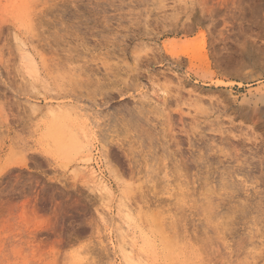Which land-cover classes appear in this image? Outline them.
Wrapping results in <instances>:
<instances>
[{"label":"rangeland","instance_id":"374dc122","mask_svg":"<svg viewBox=\"0 0 264 264\" xmlns=\"http://www.w3.org/2000/svg\"><path fill=\"white\" fill-rule=\"evenodd\" d=\"M262 175L264 0H0V264H264Z\"/></svg>","mask_w":264,"mask_h":264},{"label":"bare ground","instance_id":"6f19581e","mask_svg":"<svg viewBox=\"0 0 264 264\" xmlns=\"http://www.w3.org/2000/svg\"><path fill=\"white\" fill-rule=\"evenodd\" d=\"M108 100H109V99H108ZM102 106H103V105H102ZM58 108H59V107H58ZM93 108H94V107H93ZM101 108H102V107H101ZM140 108H141V107H140ZM84 109H85V108H84ZM141 109H142V108H141ZM49 110H50V109H49ZM60 110H61V109H60ZM142 110H143V109H142ZM86 111H87V110H86ZM95 111H96V110H95ZM101 111H102V110H101ZM101 111H100V112H101ZM130 111H131V110H130ZM51 112H52V111H51ZM104 112H105V111H104ZM135 112H136V110H135ZM85 113H87V112H85ZM98 113H99V111H98ZM102 113H103V112H102ZM75 114H76V113H75ZM95 114H96V113H95ZM128 114H129V113H128ZM136 114H137V113H136ZM81 115H82V114H81ZM132 115H133V114H132ZM91 119H92V118H91ZM97 119H98V118H97ZM105 119H106V118H105ZM113 119H114V118H113ZM128 119H129V118H128ZM94 120H95V119H94ZM98 120H99V119H98ZM121 120L123 121V119H121ZM125 120H127V119H125ZM131 120H134V119H131ZM145 120H146V118H145ZM89 121H92V120H89ZM102 121L104 122V120H102ZM107 121H108V120H107ZM113 121H114V120H113ZM113 121H112V122H113ZM137 121H138V120H137ZM147 121H148V120H147ZM95 122H96V121H95ZM100 122H101V121H100ZM132 122H133V121H132ZM139 122H140V121H139ZM148 122H149V121H148ZM90 123H91V122H90ZM113 123H114V122H113ZM117 123H120V120H118ZM122 123H123V122H122ZM122 123H120V125H121ZM128 123H129V122H128ZM128 123H127V124H128ZM94 124H95V123H94ZM94 124H93V125H94ZM124 124H125V122H124ZM132 124H133V123H132ZM132 124H131V125H132ZM135 124H136V123H135ZM116 125H117V124H116ZM118 125H119V124H118ZM103 126H104L103 123H101V124L98 123V125H97L98 128H97V129H99V128L102 129ZM108 126H109V124L107 125V122H106V127H105V126H104V127H105V128H108ZM111 126H112V124H111ZM121 126H122V125H121ZM121 126H120V127H121ZM123 126H124V125H123ZM136 126H137V125H136ZM138 126H139V125H138ZM86 127H87V126H86ZM113 127H114V125H113ZM120 127H118V129H119ZM127 127H128V126H127ZM127 127L125 126V128H127ZM129 127H130V126H129ZM129 127H128V128H129ZM87 128H88V127H87ZM95 128H96V125H95ZM95 128H94V129H95ZM105 128H104V129H105ZM111 128H112V127H111ZM123 128H124V127H123ZM97 129H96V130H97ZM104 129H102V130H104ZM116 129H117V128H116ZM116 129H113L114 132H115L114 134L117 133V131H115ZM89 130H90V129H89ZM129 130H132L131 127H130ZM129 130H128V131H129ZM136 130H137V129H136ZM104 131H105V130H104ZM121 131H122V129H121ZM128 131H127V132H128ZM93 132H95V131H93ZM139 132H140V131H139ZM150 132H151V131H150ZM120 133H121V132H120ZM93 134H94V133H93ZM96 134H97V133H96ZM141 134H142V133H141ZM79 135H80V134H79ZM102 135H103V134H102ZM135 137H137V136H135ZM145 137H146V136H145ZM114 139H115V138H114ZM114 139H113V140H114ZM117 139H118V137H117ZM118 140H119V139H118ZM65 145H67V144L64 143V139H60L59 146H60L61 150H62V149H63V151L65 150ZM160 146H161V145H160ZM176 146H177V145H176ZM150 149H151V148H150ZM199 152H200V151H199ZM150 153H151V152H150ZM152 153H154V152H152ZM201 153H202V152H201ZM170 154H171V153H170ZM198 154H199V153H198ZM132 155H133V154H132ZM168 155H169V154H168ZM199 155H200V154H199ZM150 156H151V155H150ZM152 156H153V155H152ZM152 156H151V157H152ZM207 156H208V155H207ZM201 157H202V156H201ZM203 157H204V156H203ZM238 157H239V156H238ZM133 158H134V157H133ZM234 158H235V157H234ZM162 159H164V158H162ZM165 159H166V158H165ZM198 159H200V157H199ZM201 159H202V158H201ZM206 159H207V157H206ZM208 159H209V158H208ZM138 160H139V159H138ZM156 160H157V159H156ZM159 160H160V159H159ZM202 160H203V159H202ZM161 161H164V160H161ZM173 161H174V160H173ZM181 161H182V160H181ZM198 161H199V160H198ZM210 161H211V160H210ZM240 161H242V160H240ZM248 161H249V160H248ZM169 162H170V161H169ZM175 162H176V161H175ZM178 162H179V161H178ZM192 162H193V161H192ZM243 162H244V161H243ZM144 163H145V162H144ZM146 163H147V160H146ZM148 163H149V160H148ZM182 163H183V161H182ZM185 163H186V161H185ZM196 163H197V162H196ZM199 163H200V162H199ZM237 163H239V162H236V164H237ZM240 163H242V162H240ZM245 163H246V162H245ZM160 164H161V163H160ZM173 164H174V163H173ZM142 165H143V164H142ZM145 165H147V164H145ZM150 165H151V164H150ZM174 165L176 166V164H174ZM179 165H180V163H179ZM242 165H243V164H242ZM181 166H182V165H181ZM197 166H198V164H197ZM233 166H236V165L234 164ZM233 166H232V167H233ZM260 166H261V165H260ZM144 167H146V166H144ZM148 167H149V166H148ZM150 167H151V166H150ZM161 167H162V166H161ZM170 167H171V166H170ZM237 167H238V166H237ZM246 167H247V166H246ZM174 168H175V167H174ZM176 168H177V174H178V167H176ZM186 168H187V167H186ZM199 168H200V167H199ZM199 168H198V169H199ZM211 168H212V167H211ZM240 168H241V167H240ZM172 169H173V168H172ZM200 169H201V168H200ZM229 169H231V168H229ZM229 169L227 168V173H228ZM142 170H143V168H142ZM144 170H145V169H144ZM148 170H149V169H148ZM223 170H224V169H223ZM223 170H222V171H223ZM145 171H146V170H145ZM174 171H175V170H174ZM200 171H202V169H201ZM225 171H226V170H225ZM231 171H232V170H230V172H231ZM172 172H173V171H172ZM179 172H180V171H179ZM197 172H198V171H197ZM213 172H214V171H213ZM246 172H247V171H246ZM246 172H245V174H246ZM150 173H151V172H150ZM174 173H175V172H174ZM211 173H212V172H211ZM223 173H224V172H223ZM227 173H226V174H227ZM242 173H243V172H242ZM175 174H176V173H175ZM181 174H183V173H181ZM189 174H190V173H189ZM197 174H198V173H197ZM204 174H205V173H204ZM213 174H214V173H213ZM213 174H212V175H213ZM235 174H236V173H235ZM237 174H238V173H237ZM132 175H133V174H132ZM146 175H147V174H146ZM190 175H191V174H190ZM190 175H189V176H190ZM214 175H215V174H214ZM216 175H217V174H216ZM220 175H221V173H220ZM233 175H234V174L228 173V176L226 177V175H225V173H224V177H223V178H224V180L227 179L228 182H227V181H222V182H226V184L224 183V185L221 186L220 190L218 189L219 191H222V193L224 192L223 195H225V193H226L229 189H230V191H231L232 189H235L234 187L239 183V182L236 183L237 181H235V180L232 179V176H233ZM176 176H177V175H176ZM203 176H204V175H203ZM210 176H211V175H210ZM235 176H236V175H235ZM238 176H239V175H238ZM241 176H242V175H241ZM250 176H251V175H250ZM262 176H264V175H262ZM133 177H134V176H133ZM187 177H188V175H187ZM187 177H186V178H187ZM208 177H209V176H208ZM220 177H222V176H220ZM256 177H257V176H256ZM136 178H137V177H136ZM139 178H141V177H139ZM184 178H185V177H184ZM203 178H204V177H203ZM209 178H210V177H209ZM229 178H230L231 180H229ZM141 179H142V178H141ZM174 179H175V178H174ZM187 179H188V178H187ZM204 179H205V178H204ZM216 179H217V178H216ZM218 179H219V178H218ZM235 179H236V178H235ZM175 180H176V179H175ZM205 180H206V179H205ZM205 180H204V181H205ZM211 180H212V179H211ZM232 180H233V181H232ZM244 180H245V179H244ZM212 181H213V180H212ZM220 181H221V180H220ZM184 182H185V181H184ZM205 182L209 184V182H207V181H205ZM205 182H204V183H205ZM217 182H218V181H217ZM263 182H264V181H263ZM210 183H212V182H210ZM219 183H221V182H219ZM243 183H244V182H243ZM243 183H242V184H243ZM246 183H247V181H246ZM252 183H253V182H252ZM254 183H255V182H254ZM181 184H182V183H181ZM190 184H191V183H190ZM235 184H236V185H235ZM238 185H239V184H238ZM245 185H246V184H245ZM251 185H252V184H251ZM178 186H179V184H178ZM184 186H185V185H184ZM219 186H220V185H219ZM241 186H242V185H241ZM182 187H183V186H182ZM199 187H200V186H199ZM205 187H206V186H205ZM208 187H209V186H208ZM217 187H218V186H217ZM104 188H105V187H104ZM193 188H194V187H193ZM211 188H212V187H211ZM236 188H238V187H236ZM243 189H244V188H243ZM187 190H188V188H187ZM207 190H208V189H207ZM211 190H212V189H211ZM236 190H237V189H236ZM236 190H235V192H236ZM238 190H239V189H238ZM238 190H237V191H238ZM245 190H247V189H244V191H245ZM215 191H217V190H215ZM232 191H234V190H232ZM232 191L230 192V195H231V193H234V192H232ZM212 192H214V191H212ZM216 193H217V192H216ZM222 193L218 192L219 195L217 194V196L222 197V196H223ZM154 194H156V193H154ZM154 194H153V195H154ZM213 194H214V193H213ZM236 194H237V193H236ZM205 195H206V194H205ZM211 195H212V194H211ZM215 195H216V194H215ZM227 195H228V192H227ZM232 195H233V194H232ZM250 195H251V194H250ZM253 195H254V194H253ZM148 196H149V195H148ZM157 196H158V194H157ZM174 196H175V195H174ZM236 196H237V195H236ZM258 196H259V195H258ZM211 197H213V195H212ZM211 197H210V198H211ZM214 197H215V196H214ZM225 197H226V196H225ZM230 197H231V196H230ZM246 197H247V196H246ZM251 197H252V196H251ZM251 197H250V198H251ZM259 197H260V196H259ZM208 198H209V197H208ZM252 198H253V197H252ZM206 199H207V198H206ZM211 199H212V198H211ZM221 199H222L223 201L225 200V199H223V198H221ZM221 199H220V201L217 200V199H216V200H217L218 202H220V204H222V203H224V202L226 203V201H224V202L222 201V202H221ZM238 199H239V198H238ZM238 199H237V200H238ZM259 199H261V197H260ZM259 199H256V201L259 200ZM262 199H263V198H262ZM203 200H205V199H203ZM209 200H210V199H209ZM213 200H214V199H213ZM239 200H240V199H239ZM241 200H242V199H241ZM241 200H240V201H241ZM248 200H249V199H248ZM211 201H212V200L207 201V204H206V205H208V202H211ZM246 201H247V199H246ZM251 201H252V200H251ZM205 202H206V201H205ZM237 202H238V201H237ZM257 202H258V201H257ZM161 203H162V202H161ZM213 203H214V202H213ZM213 203H210V207H209V205H208V207H209L210 209H213L214 207H217V208H218L219 205H220V204H218V203H216V204L214 203L215 205H218V206H214ZM243 203H244V202L242 201V204H243ZM253 203H254V202H253ZM258 203H259V202H258ZM258 203H257V204H258ZM173 204H174V203H173ZM175 204H176V203H175ZM228 204H230V203L228 202ZM238 204H239V203H238ZM240 204H241V202H240ZM138 205H139V204H138ZM161 205H162V204H161ZM223 205H225V204H223ZM244 205L246 206V204H244ZM253 205H255V204H253ZM179 206H180V205H179ZM221 206H222V205H221ZM232 206H233V205H232ZM232 206H230V207H232ZM245 206H242V205H241V207H240V211H244L245 208H246ZM258 206H259V205H258ZM260 206H261V205H260ZM244 207H245V208H244ZM139 208H140V205H139ZM156 208H157V206H156ZM209 208H207V209H209ZM220 208H221V207H220ZM248 208H249V207H248ZM248 208H247V210H248ZM143 209H144V208H143ZM228 209H229V208H228ZM233 209H234V207H233ZM258 209H260V208H258ZM261 209H262V208H261ZM205 210H206V209H205ZM229 210H230V209H229ZM229 210H227V212H229ZM235 210H236V209H235ZM249 210H251V209H249ZM256 210H257V209H255V211H256ZM129 211H130V210H129ZM223 211H224V210H223ZM230 211H231V210H230ZM232 211H233V210H232ZM245 211H246V210H245ZM245 211H244V212H245ZM257 211H258V210H257ZM149 212H150V211H149ZM202 212H203V211H202ZM206 212H207V211H206ZM224 212H225V211H224ZM227 212H226V213H227ZM234 212H235V211H234ZM234 212H233V213H234ZM263 212H264V210H263ZM131 213H132V212H130V213L128 212V213H126V214L130 215ZM210 213H211V212H210ZM213 213H214V212H213ZM226 213H225V214H226ZM246 213H247V212H246ZM246 213H245V214H246ZM257 213H258V212H257ZM257 213H256V214H257ZM158 214H159V213H158ZM161 214L163 215V214H165V213H161ZM206 214H207V213H206ZM211 214H212V213H211ZM230 214H231V212H230ZM254 214H255V213H254ZM254 214H253V215H254ZM128 215H127V216H128ZM154 215L157 217L156 214H154ZM246 215H247V214H246ZM251 215H252V214H251ZM150 216H151V215H150ZM231 216H232V215H231ZM231 216H230V217H231ZM233 216L237 217V215H234V214H233ZM233 216L231 217L232 219H233ZM125 217H126V216H125ZM128 217H129V216H128ZM153 217H154V216H153ZM130 218H131V217H130ZM130 218H128V220H129ZM161 218H162V217H161ZM228 218H229V217H228ZM238 218H240V217H238ZM248 218H249V217H248ZM248 218H247V219H248ZM132 219H133V217L131 218V220H132ZM147 219H148V218H147ZM155 219H156V218H155ZM157 219H160V218H159V215H158V218H157ZM207 219H209L208 216H207ZM216 219H217V218H215V220H216ZM221 219H222V218H221ZM243 219H244V217H243ZM253 219H254V218H253ZM234 220H235V219H234ZM236 220H237V219H236ZM155 221H156V220H155ZM164 221H165V220H164ZM211 221H212V220H211ZM223 221H224V220H223ZM156 222H158V220H157ZM208 222H209V221H208ZM214 222H215V221H214ZM231 222H232V221H231ZM236 222H238V221H236ZM131 223H132V221H131ZM223 223H224V222H223ZM234 223H235V222H234ZM239 223H240V222H239ZM160 224H161V223H160ZM164 224H166V223H164ZM224 224H225V223H224ZM226 224H227V223H226ZM230 224H233V223H230ZM240 224H241V223H240ZM240 224H239V225H240ZM211 225H212V224H211ZM235 225H236V224H235ZM235 225H234V226H235ZM160 226H161V225H160ZM160 226L158 225V227H160ZM208 226H209V225H208ZM228 226H229V225H228ZM156 227H157V226H156ZM158 227L156 228L157 230L160 229V228H158ZM221 227H222V226H221ZM225 227H226V226H225ZM236 227H237V225H236ZM263 227H264V226H263ZM161 229H162V227H161ZM233 229H235V228H233ZM150 230H151V229H150ZM229 230H230V229H229ZM229 230H228V232H229ZM140 231H141V230H140ZM221 231H222V230H220V232H221ZM224 231H225V230H224ZM232 231H233V230H232ZM236 231H237V230H236ZM123 232H124V231H122V233H123ZM155 232H156V231H155ZM162 232H163V230H162ZM162 232H161V233H162ZM124 233H125V232H124ZM124 233H123V234H124ZM146 233H147V232H146ZM221 233H222V232H221ZM225 233H226V232H224V235H225ZM158 234H159V233H158ZM226 234H227V233H226ZM125 235H126V234H125ZM230 235H231V233H230ZM151 236H152V235H151ZM122 238H123V237H122ZM145 238H146V237H145ZM161 239H162V238H161ZM163 239H164V237H163ZM164 240H165V239H164ZM143 241H144V240H143ZM172 241H173V239H172ZM167 243H168V242H167ZM148 245H149V243H148ZM169 245L171 246V244H169ZM169 245H167V247H169ZM263 245H264V244H263ZM142 246H143V245H142ZM145 246H146V245H145ZM148 247H150V246H148ZM159 248H160V247H159ZM122 249H123V248H122ZM169 249H172V250H173V248H169ZM205 250H206V249H205ZM201 251H203V249H202ZM207 251H208V250H207ZM260 251H261V250H260ZM122 252H123V251H122ZM129 253H130V252H129ZM170 253H171V252H170ZM126 254H127V252H125V258H129L128 255H127V257H126ZM182 254H183V253H182ZM152 256H153V255H152ZM165 257H166V256H165ZM165 257H164V258H165ZM182 257H183V256H182ZM139 258H140V257H139ZM167 258H168V257H167ZM131 259H132V258H131ZM131 259H130V261H131ZM169 260H171V259H169ZM133 261H134V260H132L130 263H131V264H135V262H133ZM141 261H144V260L141 259ZM138 262H140V261H138ZM180 263H181V261H180ZM180 263H178V264H180ZM136 264H138V263H136ZM146 264H147V263H146Z\"/></svg>","mask_w":264,"mask_h":264}]
</instances>
